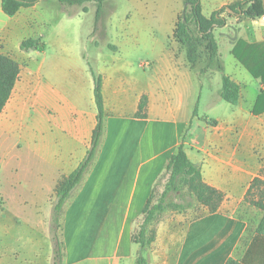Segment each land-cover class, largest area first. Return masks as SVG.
<instances>
[{
  "label": "crops",
  "instance_id": "0c3cea01",
  "mask_svg": "<svg viewBox=\"0 0 264 264\" xmlns=\"http://www.w3.org/2000/svg\"><path fill=\"white\" fill-rule=\"evenodd\" d=\"M239 1L201 0V12L209 19ZM107 2L97 24L92 2L94 19L85 24L87 4L86 13L77 8L68 14L57 0H39L8 17L0 0V54L20 69L0 114V264H52L55 186L84 159L97 124L92 73L101 81L103 130L90 168L63 207L62 264H135L136 222L180 146L222 199L214 213L160 219L150 263L235 258L264 264V236L255 233L263 213L244 202L264 168V112L253 113L257 96L241 104L245 80L237 71L228 77L240 87L238 109L194 128L195 69L174 38L184 0H122V17H110L111 8L102 19ZM241 20L251 29L232 49L239 40L264 43V17ZM27 39L37 40L38 49L22 50ZM144 98L146 117L139 118ZM16 176L27 185L23 200Z\"/></svg>",
  "mask_w": 264,
  "mask_h": 264
},
{
  "label": "trees",
  "instance_id": "16d2710c",
  "mask_svg": "<svg viewBox=\"0 0 264 264\" xmlns=\"http://www.w3.org/2000/svg\"><path fill=\"white\" fill-rule=\"evenodd\" d=\"M38 1L39 0H1V6L4 14L8 17H12L21 7L31 6ZM103 1L104 0H57L68 14H71L74 9L77 8H81V11L86 13V4L92 2L95 3L97 5L96 24L101 16V5ZM200 1L201 0H184V11L179 16L174 31V38L181 46L185 47L186 58L191 65L196 61V51L195 46H193L190 40L187 28L189 17L191 18L196 31L200 35V40L209 43L211 57L217 54V45L214 40L213 30L216 28H222L226 25L225 18L221 17L222 12H227L231 17L237 16L239 20H256L264 17V0H240L234 5L224 7L214 12L209 19L203 17ZM20 47L22 50L38 49V41L27 39L21 43ZM231 54L245 65L255 79L264 82V43L249 45L245 41L239 40L232 49ZM19 71V65L14 60L8 56L0 54V114L10 97L15 81L18 78ZM92 77L94 79V100L98 111L97 124L92 133L91 143L84 159L72 173L68 176L61 177L55 186V202L53 203L51 214L52 220L50 218V234L53 245L52 264H62L63 259V241L61 238L63 207L90 168L98 150L102 135L103 106L101 81L100 77L93 73ZM239 94V85L233 82L229 77L223 76L220 93L221 99L226 103L236 105L239 100ZM261 112H264V88L258 93L253 107L254 114H259ZM137 117H146L145 98L140 102ZM182 168L186 175H191L188 186L190 191L195 195L196 201L200 205L206 207L208 212L214 213L221 202V194L203 183L199 168L188 161L182 147L180 146L178 151L171 157L170 163L167 167V171H170L169 183L173 182V175ZM261 176H264V168L260 171V176L254 178L251 182L244 197V202L262 211V218L255 229V233L264 236V178ZM152 194L148 198L142 211V214L144 215L142 227L138 232L133 233L132 235L133 242L140 246V253L135 264H150L148 259L142 255V250L144 247L151 246L156 236V229L153 225L149 230L146 229L153 220L152 212L158 209L157 205H153L150 209ZM58 216L60 218H58ZM57 230L60 231V236L57 234ZM225 264H240V262L235 258H229Z\"/></svg>",
  "mask_w": 264,
  "mask_h": 264
},
{
  "label": "rangeland",
  "instance_id": "374dc122",
  "mask_svg": "<svg viewBox=\"0 0 264 264\" xmlns=\"http://www.w3.org/2000/svg\"><path fill=\"white\" fill-rule=\"evenodd\" d=\"M91 5V6H90ZM90 8V13L84 17L85 24L94 19V4L88 3ZM113 8L114 13L109 16L112 18L122 17L126 7L122 0H108L106 10L103 11L102 19L106 18L107 11ZM108 9V10H107ZM221 16L225 18L227 28H216L213 30L214 40L217 45V54L211 57V48L207 41H201L200 35L196 31L191 18L187 22V28L190 35V40L195 46V57L196 61L192 65L195 71L192 72V94L195 102L198 101L197 107L195 108V119L193 120V127L196 125L204 126V119H219L225 118L227 115L232 114L233 110H237L236 105H232L226 102H219L218 92L222 88V77L231 76L239 71V76L243 77L245 80L244 85L241 87V104L247 105L250 101L255 99V96L264 88L263 81H255L246 72L245 69L240 66V64L233 58L232 43H234L239 37H246L248 35L249 21L246 20H235L234 17L228 15L227 12H222ZM228 19H232V22H228ZM86 51L91 50L90 44L85 45ZM179 55L186 57V50L184 46H178ZM145 51H140L137 56H141V59L145 55ZM170 171L160 178L152 194V199L150 203V209L153 205H157L158 209L154 210L153 220L151 224L147 226V230L153 225L154 228L157 222L165 217H171L176 215L175 213L185 212V216L188 219V214L190 218H193L208 209L200 205L195 198V195L189 189V183L191 175H186L184 169L173 175V182L169 183ZM4 179V176H2ZM16 184L17 191L22 194V200L25 198V192L27 190V185L23 178L12 177ZM11 180V178H9ZM55 202V199L53 203ZM190 212H188L189 210ZM4 209V208H3ZM9 211V210H7ZM44 209L40 211L43 213ZM56 218V216H55ZM58 218H60L58 216ZM52 220V216H51ZM144 221V215L137 220L134 233L138 232L142 227ZM57 234L60 236V231L57 230ZM152 247H144L142 250V255L146 257L150 263V254ZM151 264V263H150Z\"/></svg>",
  "mask_w": 264,
  "mask_h": 264
},
{
  "label": "water",
  "instance_id": "95a60500",
  "mask_svg": "<svg viewBox=\"0 0 264 264\" xmlns=\"http://www.w3.org/2000/svg\"><path fill=\"white\" fill-rule=\"evenodd\" d=\"M229 11V10H228ZM229 12H231V11H229Z\"/></svg>",
  "mask_w": 264,
  "mask_h": 264
}]
</instances>
